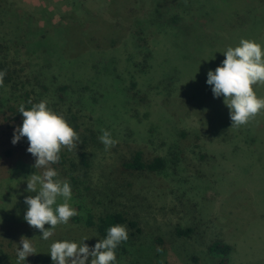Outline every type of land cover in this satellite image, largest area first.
Wrapping results in <instances>:
<instances>
[{
  "label": "rangeland",
  "instance_id": "rangeland-1",
  "mask_svg": "<svg viewBox=\"0 0 264 264\" xmlns=\"http://www.w3.org/2000/svg\"><path fill=\"white\" fill-rule=\"evenodd\" d=\"M12 1L17 17L4 25L22 41L15 57L20 74L36 103L46 99L72 127L76 117L82 136L96 135L93 146L79 140L76 151H62L74 162L83 151L88 156L92 212L120 211L137 220L144 259L136 264L147 258L222 264L208 251L215 240L231 247L225 264H264V112L231 127L223 96L214 97L206 83L208 71L225 59L222 52L242 37L264 47V0ZM135 42L149 51V62ZM255 90L264 96V86ZM8 128L0 116V156L12 151L0 158V264H17L21 236L37 252L25 264H53L48 252L57 240L90 237L84 243L94 246L101 238L71 218L48 240L24 220L25 197L34 195L26 191L28 176L43 169L33 167L27 139L13 144ZM101 129L118 141L107 151ZM135 151L144 161L160 156L163 168L125 172L121 163ZM176 227L192 231L179 237ZM122 244L130 252L116 264L136 262L129 242Z\"/></svg>",
  "mask_w": 264,
  "mask_h": 264
},
{
  "label": "clouds",
  "instance_id": "clouds-1",
  "mask_svg": "<svg viewBox=\"0 0 264 264\" xmlns=\"http://www.w3.org/2000/svg\"><path fill=\"white\" fill-rule=\"evenodd\" d=\"M225 59L215 70H209L206 83L212 86L214 97L223 96V102L229 109L231 127L246 126L264 112V96H258L256 88L264 86V47L254 39L241 38L236 46H229L222 52ZM6 71H0V86L4 84ZM30 108L22 103L18 112L22 114V125L14 130L12 143L22 137L28 141L27 152L34 158L33 167L43 169L28 176L25 197L27 210L24 220L30 227L42 232V239L48 240L54 235L59 224H67L78 212L70 204L72 188L70 182L59 178L52 167L60 160L62 148L76 151L79 134L70 125L62 113L49 106L46 99L37 103L28 101ZM98 137L105 150L114 147L118 141L111 132L101 129ZM58 200L62 202L58 203ZM50 227L45 228V225ZM90 237L80 241L57 240L50 245L53 264H116V248L127 241V226L115 224L107 230V235L99 239L94 246L84 243ZM22 248L17 250V264L26 261L29 255L37 254L31 239L21 236ZM159 250V249H158Z\"/></svg>",
  "mask_w": 264,
  "mask_h": 264
},
{
  "label": "trees",
  "instance_id": "trees-1",
  "mask_svg": "<svg viewBox=\"0 0 264 264\" xmlns=\"http://www.w3.org/2000/svg\"><path fill=\"white\" fill-rule=\"evenodd\" d=\"M3 2H6V7L4 6V4L1 5V3ZM13 4L14 2L12 0H0V71H6L4 84L3 86H0V116L2 118V121L6 122L8 124V127L13 130L10 132V136H13L14 130L18 126L22 125L23 116L18 112L20 104L23 103L26 108H30L31 104L28 103L29 100H31L33 103H36L35 97L31 96L34 90L32 88H29L27 81L23 80L20 74L21 69L17 67V62L15 61V57L17 56L19 49L18 45H20L22 41L16 43L13 40L16 39L18 33H16L15 30L12 31L13 35L11 32H5L6 26L4 25V19L8 16L17 17V14L14 11V7L12 6ZM167 19L176 20V17L169 13V11H167ZM29 22H31V20ZM20 30V39H22L25 36V33L22 31V29H19L17 31ZM136 46L141 49L144 56L147 58V62H149L151 58L149 51L145 49L142 50V46L139 45V43H136ZM63 49L65 48L63 47ZM65 50L68 51V49ZM86 52L87 48L83 51V53L85 54ZM80 55L75 56V59L77 60ZM7 91L10 94L9 96L2 95ZM71 120L74 121L73 128L79 134L81 145L93 146L97 142L96 135L89 133V138H86L85 135L82 136L78 131V126H76V117H71ZM4 154L5 156H0V158L6 159V157H10L12 155V151L10 149L5 150ZM67 164L70 165L69 168H65ZM13 166L14 170L15 165L13 164ZM121 166L122 170H124L125 172H156L163 168L164 160L160 156H156L150 161H144L141 151H135L129 159H125L122 161ZM52 167H54L55 169L60 168L61 172H63L65 175H68L67 177L72 188V199L75 200L74 203L77 206V209L83 210L82 212H84L72 217L71 221L84 224L86 228H91L101 239L106 237L107 230L110 226H113L115 224L126 225L128 230V239L124 242H129L131 247L134 249V253L133 251H131V254H136L137 257V259L135 258L136 262H132V264H136L137 262H139V257L144 259L139 251L142 249V247L136 243V241L138 240V236L142 232V229L138 226L137 220L129 218L126 214H124V212L120 211H105L104 213L100 212L98 214H95L89 207L88 198L92 193V188L90 187V184L88 182L89 160L86 153L84 151L81 152L80 155L77 156V161L74 162L71 156H67V154L61 150L59 162L52 165ZM79 170H83L82 173L77 175L74 174ZM77 200H80V202H77ZM174 231L177 236L182 237L189 235L192 229H183L176 227ZM156 240L160 241V239ZM121 243L115 250L116 257H119L121 253L127 254L128 251L130 252V250L123 244L121 245ZM230 250V245L221 243L218 240L213 241L208 246V251L210 253L222 256V264H225V259L227 258ZM192 259L196 260L195 257H192ZM146 260L144 264H155L148 258Z\"/></svg>",
  "mask_w": 264,
  "mask_h": 264
}]
</instances>
